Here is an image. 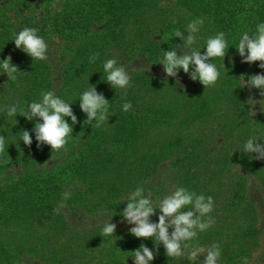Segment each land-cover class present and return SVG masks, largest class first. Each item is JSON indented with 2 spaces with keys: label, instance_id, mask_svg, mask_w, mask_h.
I'll return each mask as SVG.
<instances>
[{
  "label": "rangeland",
  "instance_id": "1",
  "mask_svg": "<svg viewBox=\"0 0 264 264\" xmlns=\"http://www.w3.org/2000/svg\"><path fill=\"white\" fill-rule=\"evenodd\" d=\"M8 1L0 0V10ZM64 1L51 0L49 7L61 9ZM32 3L44 7L43 0ZM257 4L237 0L222 9L232 21L228 36L212 20L214 0H122L120 21L105 15L94 24L92 37L85 33L72 40L48 29L44 60H33L12 44L8 56L19 68L16 79L0 74V135L6 138L0 154V264H135L130 252L142 243L156 253L152 264H200L204 254L192 261L189 253L213 243L221 247L218 264H243L244 257L249 264H264V160L243 148L250 137L264 144V111L248 103L264 97L260 89L243 87L240 77L264 69L259 61L243 63L235 48ZM198 18L204 22L192 49L203 54L207 39L219 32L230 47L225 58H212L220 77L206 88L183 69L178 77H167L160 64L164 51L183 44L174 30L187 36V24ZM252 22L250 35L257 27ZM107 34L112 35L108 41ZM168 39L172 45L162 47ZM107 59L126 67L130 86L114 89L105 81ZM30 61L35 71L25 72ZM93 85L109 100V120L98 128L95 121L84 124L87 116L80 108L82 93ZM49 90L72 106L79 121L60 151L38 146L32 131L36 120L19 115ZM126 101L132 104L128 111L122 109ZM10 105L18 106L16 125L5 112ZM22 130L32 134L30 147L21 140ZM137 187L151 191L154 205L176 187L211 196L214 223L187 242L183 256L167 257L162 244L157 252L154 240L134 237L133 225L122 222L127 197ZM65 191L70 194L65 207L54 214ZM158 215L159 210L151 220L158 222ZM111 220L115 234L102 237L104 223Z\"/></svg>",
  "mask_w": 264,
  "mask_h": 264
},
{
  "label": "clouds",
  "instance_id": "2",
  "mask_svg": "<svg viewBox=\"0 0 264 264\" xmlns=\"http://www.w3.org/2000/svg\"><path fill=\"white\" fill-rule=\"evenodd\" d=\"M176 21L173 20V23ZM204 22L203 18L191 21L186 26V32L179 29L174 30L173 35L179 37L183 44H176L175 49L164 51L163 59L160 64L167 77H178L180 69L189 74L193 81L199 80L206 87L214 86L220 77L216 65L211 62L212 58H225L228 42L225 34L219 32L211 36L206 41L202 54L201 51L192 49L196 42V34L199 26ZM17 49L23 50L33 60H44L47 58L48 45L44 38L38 35V29L25 27L18 34H14L13 40ZM185 48L191 49L184 51ZM239 55L243 58V63L261 62L259 67L264 69V22L256 27V32L250 35L244 32L238 45L235 47ZM182 54H178L177 50ZM228 53V52H227ZM99 53L90 57V62L94 63ZM150 70H151V66ZM19 68L13 64L12 57L0 59V74L6 73L10 80H15V73ZM103 71L106 74V82L114 89H124L130 86L131 77L125 66L118 65L116 59H107L103 64ZM243 80V87L249 89H260L259 95L264 97V73L253 74L248 77L240 76ZM179 81V80H177ZM249 105L255 109L257 104L260 110L264 111V99L256 100L249 98ZM109 100L102 93H99L96 86L84 91L80 97V108L86 114L87 119L84 124H92L100 127L109 120L108 116ZM132 108L130 101L122 105L124 111ZM8 117H15V125L18 123V106L10 105L5 108ZM19 115L24 116L29 121L36 120L34 129L35 139L38 146L47 144L52 151L64 149L69 136L73 133V125L77 124L78 117L74 114L72 106L55 94L54 91L41 92V99L33 101L28 105V110H19ZM67 117L71 118L69 124ZM42 121V122H41ZM21 140L25 145L31 146L33 143L32 134L28 130H22ZM256 137H250L243 145L245 153L258 154L255 159L264 160V144L257 143ZM6 138L0 135V154L5 151ZM7 163V161H4ZM69 192L62 193V200L53 210L54 214H59L60 209L65 207V201L69 198ZM127 205L121 212L122 222L126 221L133 225L129 229L131 235L141 239H152L155 242L156 250L162 244L167 257H181L184 249L189 247V241L197 238L200 232L209 229L214 220L209 215L214 208L213 197L197 194L185 187H176L175 190L160 199L157 203L153 202L151 191L145 194L143 187H137L127 197ZM159 210L158 222H153L151 217ZM208 217V219H205ZM117 225L112 222H105L102 227L101 236H111L115 234ZM173 229L171 232L169 229ZM131 256L135 264H152L156 253L146 244H141L139 248L131 251ZM204 254L200 264H218L221 256V247L218 243H213L210 247L204 248L196 246L188 255V259L195 261L197 257ZM243 264H249L248 258H243Z\"/></svg>",
  "mask_w": 264,
  "mask_h": 264
},
{
  "label": "trees",
  "instance_id": "3",
  "mask_svg": "<svg viewBox=\"0 0 264 264\" xmlns=\"http://www.w3.org/2000/svg\"><path fill=\"white\" fill-rule=\"evenodd\" d=\"M33 1L34 0H10L7 4L1 6L2 10H0V15L3 16H0V21L3 23V28L0 32V57H8V53L12 51L11 46L14 43L12 41L14 34H18L25 27L38 29V35L41 37H44L49 29L51 32L58 34L59 37L67 39L72 38V40H74L85 33L90 36L94 35V24L100 23L105 15H111L112 17L110 19L116 18V20L119 19V21L123 16V14L118 11L120 8H118L117 5V3L122 0H65L62 4V8L54 11L49 7V2H51V0H43L44 7L42 8L38 7V3L33 4ZM232 1L237 0H227L224 4L221 3V0H214L213 14L211 16L213 22L218 27L224 28L223 30L227 36V28L230 24L232 25V21H229V15L224 13L222 9L226 8ZM257 1L258 4L252 7L248 15L250 20H247L243 24L247 26V28L244 27L246 31L248 30V33H250L249 26L251 25V21H253L252 23L256 22V25H258L259 19L263 17L264 0ZM7 10L10 11V15L8 16L12 17L13 20L6 15ZM121 23L122 22H120V24ZM244 27L241 30H244ZM64 29H66L67 32ZM241 34L243 33L239 32L238 36L241 37ZM111 38L112 35L110 34L103 36V39L106 41ZM172 43L173 41L168 39L162 43V47L169 48ZM32 65H34V61H30L26 67H24V71L28 72L29 69L35 71ZM67 167H69L68 164H66V168Z\"/></svg>",
  "mask_w": 264,
  "mask_h": 264
}]
</instances>
